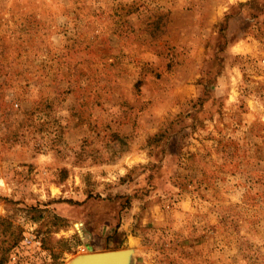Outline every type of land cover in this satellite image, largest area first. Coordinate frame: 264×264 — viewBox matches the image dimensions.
<instances>
[{
    "label": "rangeland",
    "instance_id": "obj_1",
    "mask_svg": "<svg viewBox=\"0 0 264 264\" xmlns=\"http://www.w3.org/2000/svg\"><path fill=\"white\" fill-rule=\"evenodd\" d=\"M264 264V0H0V264Z\"/></svg>",
    "mask_w": 264,
    "mask_h": 264
},
{
    "label": "water",
    "instance_id": "obj_2",
    "mask_svg": "<svg viewBox=\"0 0 264 264\" xmlns=\"http://www.w3.org/2000/svg\"><path fill=\"white\" fill-rule=\"evenodd\" d=\"M126 250L124 249H116V250H105L103 251H91L86 253H79L75 255L70 264H124ZM90 255H101L98 260L90 259Z\"/></svg>",
    "mask_w": 264,
    "mask_h": 264
},
{
    "label": "bare ground",
    "instance_id": "obj_3",
    "mask_svg": "<svg viewBox=\"0 0 264 264\" xmlns=\"http://www.w3.org/2000/svg\"><path fill=\"white\" fill-rule=\"evenodd\" d=\"M90 252H91V251H90ZM93 252H94V251H93ZM103 252H104V251H103ZM125 253L127 254V250H126V252H124V254H125ZM100 256H101V255H100ZM100 256H99V255H98V256L95 255V257H94V255H90L89 258H90V259L98 260V259L100 258Z\"/></svg>",
    "mask_w": 264,
    "mask_h": 264
}]
</instances>
